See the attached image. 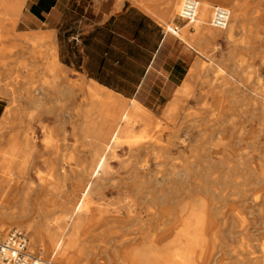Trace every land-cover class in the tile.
Wrapping results in <instances>:
<instances>
[{
  "label": "bare ground",
  "instance_id": "bare-ground-1",
  "mask_svg": "<svg viewBox=\"0 0 264 264\" xmlns=\"http://www.w3.org/2000/svg\"><path fill=\"white\" fill-rule=\"evenodd\" d=\"M132 1L165 21L179 16L183 0H168L161 11L143 0ZM200 1L197 34L184 30V36L189 43H205L206 49L215 35L234 44L235 49L221 61L231 71L227 77L222 75L225 70L213 58L207 66L196 63L178 96L166 107L164 121H156L142 104L92 80L83 77L71 81L68 69L59 61L52 33L12 34L41 48V55L49 61L41 71L38 89L28 82L23 88L7 90L9 106L0 121V218L4 221L0 238L8 236L12 221L26 227L33 241L46 249L43 264H264V244L262 257H250L253 251L249 248L247 258L243 257V248L230 243L234 232L227 228L228 212L211 214L202 201H193L188 205L191 209L185 210L186 205L182 207L180 201L183 183L196 173L194 164L182 162L187 149H197L190 134L189 141L181 135L185 121L209 135L203 143V157L210 161L200 174L213 171L214 192L223 199L233 197L251 213L264 217V165L248 163L257 158L264 161V155L253 147L252 138H243L246 124L252 129L258 125L259 134L264 136L262 74L252 71L254 57L248 59L237 50L239 46L256 47L264 29V0H258L259 12L254 16L246 0ZM214 3L231 11L230 24L224 31L211 26ZM238 28L245 35L236 44ZM167 31L174 28L167 25ZM244 65H249L248 72L239 70ZM211 72L214 75L209 77ZM196 85L202 90L208 88L198 100L221 89L230 93V102L218 106L211 116L192 117L186 114L185 103L195 98ZM168 122L173 127L166 126ZM138 124L146 127L142 136L134 135ZM38 131L45 135L43 141H39ZM69 149L74 152L66 158ZM125 151L129 157L122 159L120 153ZM66 161L73 181L68 192L62 194L65 200L56 216L44 208L42 197L43 189L59 188L48 185L38 165L49 167L52 177L55 166ZM116 165L126 172V178L120 176ZM33 174L37 181L32 179ZM189 183L190 189L203 188L201 183ZM205 189L210 188L205 185ZM115 192L120 196L108 201V195ZM72 201L75 204L69 206ZM97 204L106 209L96 214ZM208 229L213 231L210 253L205 247ZM88 240L94 245L86 253L81 245Z\"/></svg>",
  "mask_w": 264,
  "mask_h": 264
},
{
  "label": "crops",
  "instance_id": "crops-1",
  "mask_svg": "<svg viewBox=\"0 0 264 264\" xmlns=\"http://www.w3.org/2000/svg\"><path fill=\"white\" fill-rule=\"evenodd\" d=\"M38 32L65 66L149 110L178 96L199 54L132 0H0V37Z\"/></svg>",
  "mask_w": 264,
  "mask_h": 264
},
{
  "label": "rangeland",
  "instance_id": "rangeland-1",
  "mask_svg": "<svg viewBox=\"0 0 264 264\" xmlns=\"http://www.w3.org/2000/svg\"><path fill=\"white\" fill-rule=\"evenodd\" d=\"M87 1V0H86ZM91 1V0H88ZM119 2H123L125 0H118ZM154 8L164 9L166 3L168 0H143ZM240 1V0H238ZM249 1L251 6L253 7L250 15H255L259 12L258 8V0H246ZM218 4L214 3L213 7ZM138 6V5H137ZM140 7V6H138ZM212 7V12H213ZM141 8V7H140ZM142 9V8H141ZM144 10V9H143ZM145 11V10H144ZM146 12V11H145ZM148 13V12H147ZM160 12H158L159 14ZM150 14V13H148ZM153 18H155L158 22H160L166 32L167 31V25H171V27L179 28V32L176 35V37H179L181 39H185L184 36V30H187L190 34L196 35L197 29L196 24H192L190 26L182 27V22L179 16H173L168 17L165 21L153 14H150ZM188 24H186L187 26ZM246 28L248 29V20L246 22ZM254 28H259L257 25H254ZM246 29V30H247ZM50 33V32H49ZM170 35H173L171 32H168ZM54 43L57 48L59 61L62 65L63 62L60 60V54H59V48L57 44V38L54 33ZM245 31L241 28L236 29L235 31V38L234 41L239 43L241 39L244 37ZM192 47H195L199 54L197 56V61L203 63L204 65L211 64L210 58H213L215 62L219 64L220 68H223L225 70L224 72H221L222 75L226 76L228 72L231 71L230 67L227 66V64L221 63L223 58H227L229 53L235 49L234 44L229 45L226 43L223 39H219L218 35L214 36V39L212 41L211 46L206 49L205 43L201 44H194L190 43ZM200 45V46H199ZM218 47H221V49H218ZM66 47H63V51H65ZM237 50L239 52L245 53L244 55L249 59L254 57V64L252 65V71H258L262 74V80H261V90H264V61L262 60L263 57V51H264V29L260 30V36L257 40V44L255 48H246V47H238ZM41 48H38L35 46L31 41L19 39L16 38L12 33L8 34V36L0 37V100L2 101V104L4 106V109L6 111L7 107L9 106V99L10 96L7 94V90L12 87H24L28 82L35 83V88H39V82L42 77L41 71L44 70L46 64L48 63V59L46 57H43L41 55ZM65 66V65H64ZM249 65L242 66L241 71L248 72L249 71ZM68 77L71 81H77L80 78H85L86 80H89L84 74H81L80 72H77L73 69L68 68ZM220 68H215L216 70H219ZM214 73H209V77H212ZM255 75H252V80L254 79ZM208 88L204 87L203 90L201 87L196 85L195 90V98H189L188 101L185 103L186 108V114H192L197 115V117H208L212 114H215L218 110V106H225L228 102H230V93L224 92L221 89H216V93L210 94L208 97L202 100H198L200 94L205 91H207ZM78 92V89H76ZM80 95V94H79ZM79 97V96H78ZM131 103V102H128ZM20 104L22 106L24 105V102L20 100ZM162 108H152L150 111L156 118V121L163 120V115L166 107L163 106V104H159ZM218 107V109L220 108ZM5 113V112H4ZM164 121V120H163ZM198 123V122H197ZM165 124V123H164ZM193 124V122L185 123L183 121L181 128V135L183 139L188 140V134L192 136V144L193 147L197 146V149H187L185 152V155L182 158V162L186 164H194V170L195 174L189 177V179L183 183L184 184V190L182 191V197H181V203L182 207L186 208L185 210H189V204L191 205L193 201H202L206 205L208 204L209 209L211 210V214H215V212L225 213L228 212L230 222L227 225V228L234 232V234L229 238L230 243L236 247L237 249L243 248L244 251H246L245 255L243 257H249L248 250L249 248L252 249L253 255L250 257L253 258H260L263 256L262 252V245L264 244V217L262 218L261 215L256 213H251L249 210L245 209L243 206H241V203L238 200H235L233 197L229 198H220L216 192H214L215 184L213 182L214 177L216 176L213 171L209 175H202L200 174L201 169L204 168V165L209 162L210 160L207 158H204V154L206 153L203 149L206 147L204 141L209 137L208 134H201L199 132V128H191L190 126ZM166 126L173 127L169 122L165 124ZM52 126V124H51ZM146 127L144 124H138L134 129V135L135 136H142L145 134ZM148 132V131H147ZM260 129L258 125H255L252 129V126L249 124H246L243 138H252L254 140L253 147H256L259 149V151L262 153L261 155H264V136L262 134H259ZM147 135V133H146ZM145 135V136H146ZM44 134L41 131H38V137L39 141H43ZM148 136V135H147ZM9 137L6 136V139ZM189 141V140H188ZM73 141L70 142V144ZM241 146H247L246 143H241ZM3 146H6L4 144ZM74 152L72 149H69L66 154V158H68V155ZM122 159H126L129 157V152L125 151L124 153H120ZM230 161H233V159H230ZM64 165H56V170L53 174V176H50V169L47 166L38 165V168H40L42 175L48 182V185L57 186L59 189L53 190L50 188L43 189V206L46 209H49L52 214L59 215V205L65 200L62 197L63 192H68L70 189L71 183L73 181V178L71 176V166L69 165V162H63ZM248 163L250 165H261V167L264 165V161L262 159H255V160H249ZM153 165V164H152ZM253 167V166H252ZM63 168V169H62ZM73 168V165H72ZM116 169L121 172V177L126 178L127 174L124 170H121L120 166L116 165ZM65 175L67 176L65 180ZM253 178V176H251ZM32 179L34 181L36 180V175H32ZM195 184L196 186H200L203 184L202 189H190V183ZM198 183V184H197ZM201 183V184H200ZM205 185L210 188L209 190L205 189ZM252 189V187H250ZM258 188V187H257ZM252 193V192H251ZM64 195V194H63ZM120 195L115 192L113 194L108 195V201H114L116 200ZM75 204V201L70 202L69 206H73ZM109 208V207H108ZM105 205L101 206L97 204L95 207V213H99L101 210H104ZM242 219L246 220V223H243ZM3 219L0 218V225L3 223ZM10 228L8 233H10L14 229H19L22 231H25L29 236V250L36 256L42 258L47 257L46 249L40 245H37L36 242L32 239V233L29 232L26 227H19L15 222L9 223ZM86 231H83V234H85ZM7 233V234H8ZM207 241L205 243L206 249L209 251V253L213 250V231L207 230ZM3 239V237L0 238V240ZM91 240H88L87 242H83L81 247L84 249V252L88 253L92 249L91 246L94 245L93 243H90ZM97 245V243H96ZM242 249V250H243ZM208 253V254H209Z\"/></svg>",
  "mask_w": 264,
  "mask_h": 264
},
{
  "label": "built area",
  "instance_id": "built-area-1",
  "mask_svg": "<svg viewBox=\"0 0 264 264\" xmlns=\"http://www.w3.org/2000/svg\"><path fill=\"white\" fill-rule=\"evenodd\" d=\"M201 8L200 0H183L179 18L185 24H194ZM231 20L228 7L216 5L213 7L212 28L224 31ZM179 28L171 33L177 35ZM0 264H43V260L30 252L29 236L25 231L14 229L7 237L0 240Z\"/></svg>",
  "mask_w": 264,
  "mask_h": 264
}]
</instances>
